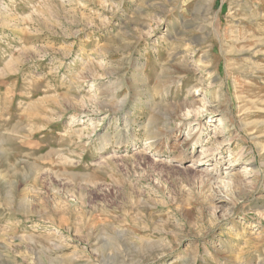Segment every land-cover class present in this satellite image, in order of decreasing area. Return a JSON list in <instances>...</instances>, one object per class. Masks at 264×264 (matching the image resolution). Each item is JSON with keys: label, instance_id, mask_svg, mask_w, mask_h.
<instances>
[{"label": "rangeland", "instance_id": "obj_1", "mask_svg": "<svg viewBox=\"0 0 264 264\" xmlns=\"http://www.w3.org/2000/svg\"><path fill=\"white\" fill-rule=\"evenodd\" d=\"M0 264H264V0H0Z\"/></svg>", "mask_w": 264, "mask_h": 264}]
</instances>
